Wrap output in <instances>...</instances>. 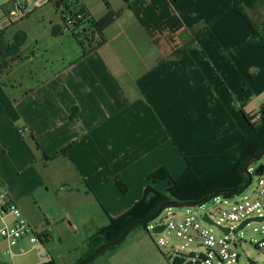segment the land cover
<instances>
[{"label": "crops", "instance_id": "0c3cea01", "mask_svg": "<svg viewBox=\"0 0 264 264\" xmlns=\"http://www.w3.org/2000/svg\"><path fill=\"white\" fill-rule=\"evenodd\" d=\"M79 1L96 20L109 12L107 3L122 15L84 46L67 38L64 51L74 56L63 54L58 67L51 62L31 86L0 79V178L35 231L31 197L59 192L62 216L52 219L66 220L81 242L68 243L75 250L69 264L89 258L103 244L98 231L140 201L148 185L169 187L170 180L152 183V173L166 168L176 180L187 158L226 152L252 133L245 115L258 118L264 107V49L247 45L254 24L234 12L233 0H102V8ZM47 230L36 231L45 248L55 240ZM66 235L57 234L64 246ZM127 239L93 264H170L149 232Z\"/></svg>", "mask_w": 264, "mask_h": 264}, {"label": "rangeland", "instance_id": "374dc122", "mask_svg": "<svg viewBox=\"0 0 264 264\" xmlns=\"http://www.w3.org/2000/svg\"><path fill=\"white\" fill-rule=\"evenodd\" d=\"M13 1L14 0H0V29L3 30V32L6 31L5 35L3 36V43L6 46V49L5 51L0 50V79L6 86L9 87L14 86L16 83L18 87L20 84L25 87H29L36 83L38 78L40 79L43 76L45 69L50 71L54 67L52 63H55V67H58V60L60 61V57L63 54L69 58L74 56L72 50L64 51L65 46L68 45L66 40L67 38H73L72 31L74 30L71 29V32H67L65 35H54L55 27H63L64 22L63 15L56 7V4L53 0L50 2L45 0H32L28 7L30 12L28 17L22 20L14 19L12 24L10 23L7 25V18L5 17L4 13H9L14 10L15 5ZM38 1L42 2V7L36 8L34 4ZM91 4L95 8H102L104 6L102 0H91ZM244 15L249 18L254 25L260 27L264 21V4L257 5L254 8H245ZM6 25L7 27H5ZM12 45L13 54H11L9 50L10 46ZM48 61H50L49 64ZM6 63L10 66L7 69L4 65ZM12 68L13 70H11ZM31 72H33V76H31ZM220 83L223 84L222 81ZM9 91H11L10 88ZM261 166H264V157L260 160H256L250 166L249 172L252 177L251 185L242 193L229 199L227 201V206L224 205V200L219 197L218 199L210 200L209 202L204 203L200 207H172L165 210L159 217L151 221L148 229H145L144 227H138L131 233L135 235L140 231L142 233L149 232L155 241H157L159 238H165L177 247L184 246V244L179 241L175 234L169 231H165L163 234H154L153 228L155 226L166 225L171 219L182 221L188 215H196L198 218H201L205 213L213 214L216 209L221 207L226 208L228 205L240 202L246 197L254 199V195L258 190L259 182V178L256 175V170ZM174 179L179 178L177 177ZM40 193L41 192L33 194L30 199V204H33L34 206V216L37 220L34 226L37 227L38 231H36L39 233L44 229H48L47 231L50 232L49 229H51L55 239L54 243L49 248H45L41 247L38 242L32 245L30 244L29 240L25 238L14 249L16 254L14 257L4 256L0 250V260L1 262L3 261V264H27L32 261L36 262V260L43 259L48 262L55 260L56 264H69V261L75 253V250L68 249V243H72L74 247L81 246V242L78 238L72 239L74 235L73 232L71 233L69 230L70 226L68 223L65 222V225H62L66 220H61V224L60 222H55V219H52L55 214L62 216V208L58 203H55V194L58 195L59 192H51L50 194H47L46 192ZM35 199L39 201V204L38 202L34 201ZM262 204L264 205V199L262 200ZM13 220L14 218H8L7 222L11 224ZM217 221H220L219 217H217ZM1 225L2 224L0 221V228ZM223 226L238 228L239 224L224 222ZM56 227L57 229L54 231V228ZM206 227L211 229L216 236H223V233L218 228L214 226ZM64 230L67 232L65 237H69V240H65V246L60 243L58 238L59 236L57 237V234L59 232H64ZM129 240L130 239H127L125 243ZM230 240L232 243L237 244V251L241 256L242 264H247L248 260H254L264 264V253L257 249V245L262 240H264V222L250 224L244 230L240 231L237 236L231 235ZM2 242L3 240L0 237V249H4L5 247ZM121 245L109 249V253L123 248L122 246L124 245ZM156 247L159 249L158 246ZM185 249L196 250L197 248L195 246H190ZM101 256L97 257V260ZM85 260H82L79 263ZM95 260L93 262H95ZM93 262L89 264H93Z\"/></svg>", "mask_w": 264, "mask_h": 264}, {"label": "trees", "instance_id": "16d2710c", "mask_svg": "<svg viewBox=\"0 0 264 264\" xmlns=\"http://www.w3.org/2000/svg\"><path fill=\"white\" fill-rule=\"evenodd\" d=\"M53 1L58 9H63V22L66 21V16L74 21L75 32H73V36L83 46L84 42H91L103 35V32L122 15V12H116L107 3L109 12L103 18L96 20L91 18L79 0ZM260 4L263 5L264 0H233V10L238 15L245 16V8H254ZM81 25L83 29L77 33L76 31ZM247 45L251 48L264 49V21L260 27L253 25V35ZM185 50L186 46L179 51L177 56L183 55ZM259 115L260 120L258 121L256 120L257 115H245L252 126V133L226 152L187 158L186 171L179 179L171 180L166 168H161L152 173L149 177L152 183L157 180H170L169 187L164 191H159L152 184L148 185L140 201L118 218H111L109 224L98 231L96 236L100 238L103 244L96 248L89 258L101 248L117 242L135 224L139 225L131 230L118 246L138 227L148 229L150 222L147 220L153 217L162 206H166V208L160 212L158 217L165 210L181 207V204L203 205L219 197L229 200L245 191L251 185L252 179L250 180L249 176L244 173V165L250 158L258 156L264 150V107ZM65 151L66 149L51 158H55ZM255 161H252L251 164ZM116 184L123 194L127 193L128 188L120 177L116 178ZM220 193L221 195H219ZM215 195L219 196L213 198ZM109 249L104 250L97 257L105 254ZM0 264L3 263L0 261ZM44 264H56V262L50 261Z\"/></svg>", "mask_w": 264, "mask_h": 264}, {"label": "built area", "instance_id": "2783aa9c", "mask_svg": "<svg viewBox=\"0 0 264 264\" xmlns=\"http://www.w3.org/2000/svg\"><path fill=\"white\" fill-rule=\"evenodd\" d=\"M51 1V0H45ZM14 10L9 13H4L7 18V25L12 24L13 20H22L29 15V4L32 0H14ZM36 8L42 7V2L38 1L34 4ZM6 25V26H7ZM75 23L70 17L66 16L63 29L65 32H71L74 30ZM83 26L78 28L77 33L81 32ZM1 31V29H0ZM75 32L72 31V33ZM257 121L260 117L256 118ZM22 133V131H20ZM259 178L258 190L254 195V199L246 197L240 202L228 205L226 208H218L212 213H205L201 218L196 215H188L184 220L177 221L171 219L165 225V231H169L184 244L182 247H177L170 243L165 238H159L156 244L159 249L166 250L169 256L170 264H242L241 256L237 251V244L232 243L230 236L232 234L223 236H216L211 229L206 226H223L224 222L239 224V226L248 219L263 217L264 205L262 200L264 199V173L263 175H257ZM218 199V198H216ZM224 205L227 206V199H224ZM215 200V199H214ZM223 204V203H221ZM200 207V206H199ZM204 216H207L214 224L207 223L204 220ZM217 217L220 221H217ZM8 218H14L11 224L7 222ZM0 237L8 244V248L5 251V255L13 257L14 249L27 238L30 244L34 245L40 242L42 235H38L29 222L23 218L22 211L17 203L9 196L5 190L3 182L0 178ZM231 230L236 227H226ZM164 231V232H165ZM163 232V233H164ZM161 233V234H163ZM195 246L196 250H187L185 248ZM257 249L264 253V240L258 245ZM248 260L247 264H250ZM254 264H261L254 260Z\"/></svg>", "mask_w": 264, "mask_h": 264}, {"label": "water", "instance_id": "95a60500", "mask_svg": "<svg viewBox=\"0 0 264 264\" xmlns=\"http://www.w3.org/2000/svg\"><path fill=\"white\" fill-rule=\"evenodd\" d=\"M263 157H264V150H262V152H261L258 156L253 157V158H250V159L246 162V164L244 165V168H243L244 173L247 174V175L249 176V179H250V180H251L252 178H251V174H250V172L248 171L249 165L251 164L252 161H254V160H260V159H262ZM263 173H264V166H261V167H259V168L256 170V175H263ZM240 193H241V192H240ZM219 195H221V193H220ZM219 195H215L213 198H215V197H217V196H219ZM201 205H202V204H199V205H193V204H181V207H199V206H201ZM164 208H166V206H162V207L159 209V211H158L153 217H151V218H149V219L147 220V222H151V221H153L154 219H156V218L158 217V215L160 214V212H161ZM204 220H205L207 223H209V224L216 225V224H214V223H213V222H212L207 216H204ZM262 222H264V216H263V217H256V218L248 219V220H246L245 222H243L238 228H236V229H234V230H231L230 228H226V227H221V226H217V227H218V229H219L220 231H222V232H223L224 234H226V235L232 234V235H234V236H237V235L239 234L240 231L244 230V229H245L247 226H249L250 224H252V223H262ZM138 225H139V224H135V225L132 226L130 229H128V230L123 234V236H122L117 242H115V243H113V244H111V245H107V246L101 248V249L98 250V251H97V252H96L91 258H89V259H87V260H85V261H83V262H81V263H79V264H89V263L93 262L94 259H95V258H96L101 252H103L104 250L118 246V244L121 243V242L123 241V239L128 235V233H129L131 230H133L135 227H137ZM165 229H166V226H165V225H163V226H155V227L153 228V233H154V234H161V233H163V232L165 231ZM249 262H250V264H254L253 261H251V260H250Z\"/></svg>", "mask_w": 264, "mask_h": 264}]
</instances>
